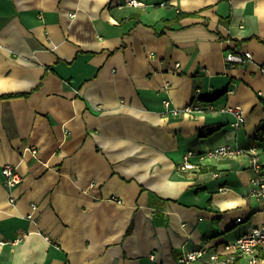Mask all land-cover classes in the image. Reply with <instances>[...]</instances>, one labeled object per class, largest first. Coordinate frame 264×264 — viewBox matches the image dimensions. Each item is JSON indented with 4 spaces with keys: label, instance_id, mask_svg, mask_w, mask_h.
I'll use <instances>...</instances> for the list:
<instances>
[{
    "label": "crops",
    "instance_id": "1",
    "mask_svg": "<svg viewBox=\"0 0 264 264\" xmlns=\"http://www.w3.org/2000/svg\"><path fill=\"white\" fill-rule=\"evenodd\" d=\"M137 1L0 0V264H175L264 223L248 157L179 170L225 144L264 165V0Z\"/></svg>",
    "mask_w": 264,
    "mask_h": 264
},
{
    "label": "built area",
    "instance_id": "2",
    "mask_svg": "<svg viewBox=\"0 0 264 264\" xmlns=\"http://www.w3.org/2000/svg\"><path fill=\"white\" fill-rule=\"evenodd\" d=\"M127 4L131 6H138L140 3L137 0H127ZM165 5V3H161ZM253 59L249 52H229L225 60L231 66L244 65ZM264 74V67L262 68ZM260 98L264 101V92H259ZM165 107L170 110V102L164 101ZM210 109L215 110L214 105L204 104L202 102H196L187 107L185 111L189 112H201L203 110ZM171 110L177 113L179 110L171 108ZM226 112L233 114L238 120V124H243L245 118L243 111L240 107L225 108ZM34 155L37 154L35 150L31 151ZM241 156L248 157L249 169L252 172V178L250 180L249 196L255 198L262 206L264 211V165L261 160V156L255 147L249 149H243L237 145L225 144L218 147L209 149L202 153H196L193 151L187 152L179 165L180 171H200L203 164L209 160L219 159H235ZM2 175L5 179V183L9 188H16L23 182L22 175L18 172L17 167L11 164H6L2 168ZM117 203L121 201L117 198H113ZM10 201L16 202V198L11 195ZM36 206L33 205L32 209L35 211ZM33 215H29L32 218ZM240 222V219L237 220ZM222 250H212L211 245H202L197 248L186 251L175 264H234L240 257L245 258L248 264H261L264 261V223L249 229L244 234L240 235L236 240L226 242L222 245ZM153 259L154 256H153Z\"/></svg>",
    "mask_w": 264,
    "mask_h": 264
},
{
    "label": "trees",
    "instance_id": "3",
    "mask_svg": "<svg viewBox=\"0 0 264 264\" xmlns=\"http://www.w3.org/2000/svg\"><path fill=\"white\" fill-rule=\"evenodd\" d=\"M187 16V14L184 13H180L174 21H178L181 17ZM6 97H3V99ZM214 100L213 99H204L203 103L208 105V104H212L213 105ZM264 128V121L260 124L259 126V131H262V129Z\"/></svg>",
    "mask_w": 264,
    "mask_h": 264
}]
</instances>
